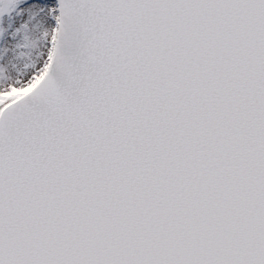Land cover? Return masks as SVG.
<instances>
[{
	"label": "snow or ice",
	"instance_id": "1",
	"mask_svg": "<svg viewBox=\"0 0 264 264\" xmlns=\"http://www.w3.org/2000/svg\"><path fill=\"white\" fill-rule=\"evenodd\" d=\"M0 264H264V0H0Z\"/></svg>",
	"mask_w": 264,
	"mask_h": 264
}]
</instances>
